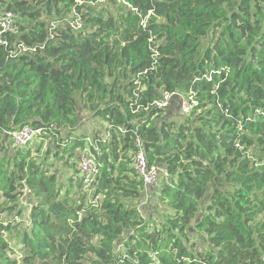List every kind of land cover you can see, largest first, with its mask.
<instances>
[{"label":"trees","instance_id":"trees-1","mask_svg":"<svg viewBox=\"0 0 264 264\" xmlns=\"http://www.w3.org/2000/svg\"><path fill=\"white\" fill-rule=\"evenodd\" d=\"M3 12L18 21L0 45V264H264V0H0ZM163 93L195 104L162 110ZM79 103L102 131L84 133ZM24 126L47 140L43 159L13 148ZM136 138L159 169L153 203ZM83 150L98 171L87 189ZM24 200L29 229L12 218Z\"/></svg>","mask_w":264,"mask_h":264},{"label":"built area","instance_id":"built-area-1","mask_svg":"<svg viewBox=\"0 0 264 264\" xmlns=\"http://www.w3.org/2000/svg\"><path fill=\"white\" fill-rule=\"evenodd\" d=\"M17 21L18 19L16 15L3 12L0 20L1 46H7V41L5 39L7 35L15 34ZM172 99L177 100V111L183 115L187 114L189 110L191 111L192 106L195 104L193 98L191 97H174L173 95L163 93L161 100L157 103L158 108L166 110L169 107L170 101ZM117 130L120 134H124L123 127H118ZM39 135V130H33L29 126H24L17 133L13 134V148L16 150L24 149ZM88 144H92L90 139H88ZM132 166L137 177L141 180L145 190L156 188L158 185L159 169L148 164L144 143L142 142L141 138H136L134 141ZM75 169L82 178L84 188H89L93 184L98 173L93 155L87 150H83L80 153V159L76 163Z\"/></svg>","mask_w":264,"mask_h":264},{"label":"rangeland","instance_id":"rangeland-1","mask_svg":"<svg viewBox=\"0 0 264 264\" xmlns=\"http://www.w3.org/2000/svg\"><path fill=\"white\" fill-rule=\"evenodd\" d=\"M124 75H120V78H121V81L123 82V84H126L127 82H126V80L124 78ZM78 114H79L80 123L83 124V126H84V133L85 134H87L88 130L90 128H93V127H96L98 130L102 131L100 126H97V124H94V119H92L91 112H89V110L84 107L83 103H79V113ZM88 123H92V124H88ZM94 133H95V131H94ZM11 143H12V141H11ZM47 147H48L47 140L45 141L44 139H41L40 135L37 136L33 141H31L27 145V148H31V151H32L31 156L33 158H35L36 161H39V160L43 159V155L47 151ZM37 150H39V151H37ZM50 161L51 160H49V162ZM50 164H52V169H50L49 167L46 169L45 165H44L45 166L44 169L47 172L49 171V173L57 174L58 184H59V182H62V184L66 183V178H68V176L70 175V173L68 171L69 168H67L66 166H64L62 164V162L57 161V160H54V162H50ZM56 171H57V173H56ZM157 190H158V188L154 189L153 192H150V193L145 195L146 203L155 202V195L157 194ZM20 204H21V206H20L21 209L24 211L23 219L16 218L15 216H13L12 218L15 219V222L17 224H20L21 228L29 229L28 228L29 227V223H27L26 221H27V219L29 217L30 207H29L27 201H25V200L21 201ZM8 238L12 242L11 243V245H12L15 242V239H12L10 237H8ZM196 240H197L196 237L193 238V241H196ZM196 243H198V242L196 241ZM16 258L19 259L20 257L17 255Z\"/></svg>","mask_w":264,"mask_h":264},{"label":"crops","instance_id":"crops-1","mask_svg":"<svg viewBox=\"0 0 264 264\" xmlns=\"http://www.w3.org/2000/svg\"><path fill=\"white\" fill-rule=\"evenodd\" d=\"M92 129H93L92 132L96 131V129L94 127Z\"/></svg>","mask_w":264,"mask_h":264}]
</instances>
